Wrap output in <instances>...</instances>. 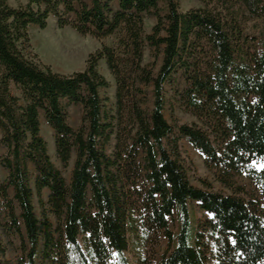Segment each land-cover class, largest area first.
<instances>
[{
	"label": "trees",
	"instance_id": "obj_1",
	"mask_svg": "<svg viewBox=\"0 0 264 264\" xmlns=\"http://www.w3.org/2000/svg\"><path fill=\"white\" fill-rule=\"evenodd\" d=\"M227 3L223 16L182 12L179 0H0V230L21 252L3 261L0 240V264H132L130 254L146 264L162 238L171 248L159 264H264V208L235 184L245 176L264 196V0ZM51 16L82 36L119 33V46L91 54L82 72L54 73L35 62L29 36ZM146 16L157 19L149 35ZM253 20L260 38L245 35ZM146 44L161 55L157 72L142 65ZM102 60L116 80L113 112L101 96ZM169 98L201 125L170 124ZM73 104L83 110L78 130ZM42 118L64 168L76 154L70 184L49 156ZM183 140L232 195L191 184Z\"/></svg>",
	"mask_w": 264,
	"mask_h": 264
},
{
	"label": "rangeland",
	"instance_id": "obj_2",
	"mask_svg": "<svg viewBox=\"0 0 264 264\" xmlns=\"http://www.w3.org/2000/svg\"><path fill=\"white\" fill-rule=\"evenodd\" d=\"M28 0H9L11 6L17 8L20 5H25ZM87 1V0H84ZM228 0H179L180 11L187 12L194 9H207L214 13L227 15V8L230 4ZM157 24V19L153 16H146L145 18V34L152 33L153 28ZM245 35L249 38H260L263 28L261 20H253L246 22ZM29 36L33 49V54L36 55L35 62L42 67L50 68L54 73L61 75H71L75 72H82L87 67V61L91 54L100 51L104 46L117 49L119 46L120 34H116L104 39H96L91 36H82L71 27L60 28L58 21L55 17L51 16L48 20L47 27L41 29L36 25L29 28ZM50 36V37H49ZM55 41L56 47L51 50L46 46V41L51 39ZM162 58L159 52L146 44L143 57V66L157 72L161 65ZM98 70L102 76L109 82V88L101 90V96L104 100L105 106L108 111L113 112L116 104V80L110 72L105 60L99 62ZM12 92L15 96L21 97L20 91L14 86ZM151 97H149V100ZM69 124L78 130L82 124V106L70 105L68 106ZM166 118L170 124H187V125H201L199 121L187 113L183 107L173 98H169L168 107L166 110ZM41 133L48 145V153L57 168H59L66 179L67 184L71 182L72 171L74 168L76 154L74 153L68 168H64L62 163L57 157L55 148V133L47 122L41 119ZM181 152L183 158L186 159V167L188 170V177L192 185L204 190H211L223 195H232L233 191L225 187L218 181L215 171L210 170L204 157L198 152L189 142L183 140L181 142ZM6 153V149L0 144V158ZM263 164H257V167H262ZM6 171L0 166V177L2 180L6 178ZM235 184L241 187L244 192L241 194L243 198L250 199L256 198L260 201L264 208V196L260 188L252 183L245 176H237ZM49 193L44 192V200L47 202ZM37 213L41 216V208L38 200H35ZM48 208V206H46ZM194 220L204 218L198 208L197 204L191 205ZM54 223L56 219L50 215ZM171 229L174 234L178 233V223L172 222ZM0 240L6 247V253L2 257L3 261L14 263L20 256L19 240L15 236H8L0 230ZM169 243L166 238H162L161 243L155 248L153 253H147L146 264H159L162 257L170 250ZM132 264H136L134 254H130Z\"/></svg>",
	"mask_w": 264,
	"mask_h": 264
},
{
	"label": "bare ground",
	"instance_id": "obj_3",
	"mask_svg": "<svg viewBox=\"0 0 264 264\" xmlns=\"http://www.w3.org/2000/svg\"><path fill=\"white\" fill-rule=\"evenodd\" d=\"M50 37V36H49ZM46 46L51 50V48H55L56 47V43L55 41H52V37L51 39L47 40L46 42Z\"/></svg>",
	"mask_w": 264,
	"mask_h": 264
}]
</instances>
